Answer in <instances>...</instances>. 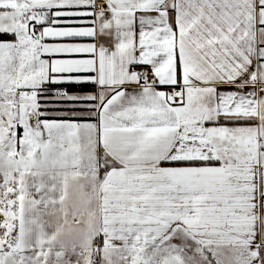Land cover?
Segmentation results:
<instances>
[{
    "label": "snow or ice",
    "instance_id": "6c2138e0",
    "mask_svg": "<svg viewBox=\"0 0 264 264\" xmlns=\"http://www.w3.org/2000/svg\"><path fill=\"white\" fill-rule=\"evenodd\" d=\"M0 264H264V0H0Z\"/></svg>",
    "mask_w": 264,
    "mask_h": 264
}]
</instances>
